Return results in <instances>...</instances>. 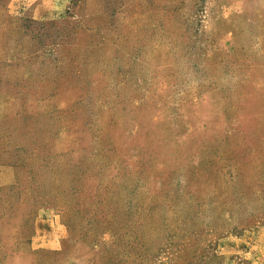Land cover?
Instances as JSON below:
<instances>
[{"label": "rangeland", "instance_id": "374dc122", "mask_svg": "<svg viewBox=\"0 0 264 264\" xmlns=\"http://www.w3.org/2000/svg\"><path fill=\"white\" fill-rule=\"evenodd\" d=\"M0 167V264H264V0H0Z\"/></svg>", "mask_w": 264, "mask_h": 264}, {"label": "crops", "instance_id": "0c3cea01", "mask_svg": "<svg viewBox=\"0 0 264 264\" xmlns=\"http://www.w3.org/2000/svg\"><path fill=\"white\" fill-rule=\"evenodd\" d=\"M2 168L0 167V174H2L3 173V169L1 170Z\"/></svg>", "mask_w": 264, "mask_h": 264}]
</instances>
